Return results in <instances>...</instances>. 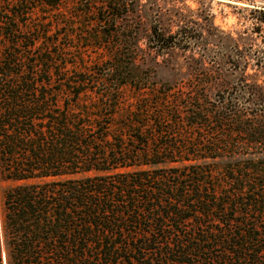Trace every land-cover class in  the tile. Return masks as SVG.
Listing matches in <instances>:
<instances>
[{
  "label": "trees",
  "instance_id": "trees-1",
  "mask_svg": "<svg viewBox=\"0 0 264 264\" xmlns=\"http://www.w3.org/2000/svg\"><path fill=\"white\" fill-rule=\"evenodd\" d=\"M62 1L0 0V166L19 182L6 194L0 264H264V87L203 89V107L186 113L203 129L192 139L176 138L179 112L163 102L117 118L121 88L139 87L130 41L85 31L111 45L105 88L85 72L73 79L76 63L34 18ZM249 1L262 32L264 0ZM103 4L95 22L110 36L127 2ZM178 34L154 23L149 45L181 46Z\"/></svg>",
  "mask_w": 264,
  "mask_h": 264
},
{
  "label": "rangeland",
  "instance_id": "rangeland-1",
  "mask_svg": "<svg viewBox=\"0 0 264 264\" xmlns=\"http://www.w3.org/2000/svg\"><path fill=\"white\" fill-rule=\"evenodd\" d=\"M125 1V8L115 10L122 16L117 18L116 31L110 36L102 35L108 26L104 28L95 22L101 16L100 8L105 5L103 0H63L58 8H45L41 16L38 12L34 17L48 20L49 29L54 32L50 36L58 42V50L76 63L69 70L70 74L73 72L72 78L77 80L78 74L87 73L85 77L91 80L93 90L105 88L99 82L106 72L102 64H111L110 43L115 46L117 40L130 41L137 86L141 88L136 84L121 88L117 118L139 102L156 108H161L163 102L179 112V123L174 129L176 138L192 139L197 132L203 135V129L191 128L186 113H191L193 108L199 110L194 106L203 107V89L212 93L241 79L264 87V28L259 32L260 26L254 19L257 12L249 0ZM261 1L256 0L257 4ZM87 4L90 12L81 13L79 10ZM110 14L106 11L103 15ZM154 23L168 33H179L178 39H181L177 42L182 45L161 51L151 48L150 33ZM88 30L94 36L103 37V41L109 39L110 43L98 48L91 45L94 41L85 42ZM165 92H169L168 96L162 94ZM84 99L94 103L97 96L90 93ZM245 107L248 108L246 113L252 112L251 105L247 103ZM208 130L211 129L207 128L206 132ZM235 149L243 153L257 150L245 144H237ZM18 184L7 179L0 166V224L5 241L6 194Z\"/></svg>",
  "mask_w": 264,
  "mask_h": 264
}]
</instances>
